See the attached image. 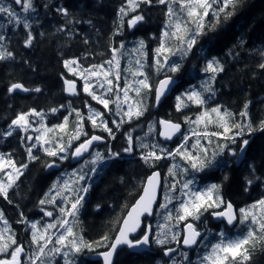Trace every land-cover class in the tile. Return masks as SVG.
I'll return each mask as SVG.
<instances>
[{"label": "trees", "instance_id": "trees-1", "mask_svg": "<svg viewBox=\"0 0 264 264\" xmlns=\"http://www.w3.org/2000/svg\"><path fill=\"white\" fill-rule=\"evenodd\" d=\"M0 3L11 6L22 21L27 19L31 24V28L26 30L22 24L10 23L6 14H0V34L5 36V39L0 42V50L6 49L13 54V58L0 61V102L7 96L8 88L12 83H24L29 89L39 87L41 91L37 97L38 105H36V108L44 113L43 118L47 120L49 126H54L55 124L52 122L53 117L47 113L52 108L61 109L69 106V104L71 108H74L66 97L64 79L67 77L74 80L77 79L78 75H70L64 67V60L77 59L84 68H91L94 64L107 65L104 62L112 58V49L120 50L121 44L124 45L123 48L131 49L140 40H143L148 45L151 65H153L152 50L154 51L160 45L162 33L165 30V23L168 19L165 15L166 6L158 5L155 2L152 6L140 5L139 13L145 14L146 21L141 29L137 28L135 30H132V27L127 25V20L134 15L129 13L128 16L122 18L119 14V9L125 5L126 0H35L37 12L34 14L24 13L21 6L10 3L8 0H0ZM45 4L48 5L47 8L44 7ZM57 7L67 8L69 16L65 17L60 14L56 11ZM121 19L124 21L122 28L120 27ZM211 23H213V17L210 12L209 17L205 19V24ZM28 31L32 32L34 40L30 47H25L24 41ZM205 32L207 34L199 38L192 52L186 58H179L181 57L180 53L170 56L171 63L176 62L181 65L179 71L173 73L165 72L164 69H161L157 73L161 74V76L171 75L181 79V84L175 90L173 96L168 97L160 108L154 111L150 110L154 106L153 100L147 102L148 114H144L134 121L132 119L131 122L124 124L121 130L117 131V128L114 129L117 133L115 134V139L110 137L108 139L109 148L112 152L119 153L120 156H139L153 150L152 145H159L155 149L159 153V148L164 146L163 143H160L159 138L151 145L148 141H143L142 144L148 145L147 148L133 144L131 153L124 151L128 146V135H131L132 131L138 127H146V123L152 120L153 115L157 119H170L188 126V123L185 122V117L193 120L202 112L217 106H220L222 110L237 114L243 110V105L247 103L253 126L257 127L260 121L264 120V69L259 67L261 63H264V0H241V4L230 19L225 21L221 17V23L217 25L215 30L209 31L206 28ZM169 43L175 46L176 41L170 40ZM129 59L132 58L123 56L121 66L126 65ZM145 59H147V55ZM212 59L218 60L223 67V71L219 72L215 81L212 82L215 95L203 92L204 105L197 106L192 102L191 107L187 110L182 108L177 111L174 100L176 94L180 93L181 95L185 91H189L193 86L200 88L202 82L211 75L210 73H205L203 69L206 62ZM163 72L166 74H163ZM159 76L157 81L161 77ZM79 79L82 80L80 77ZM185 85H188V88L184 87ZM32 92L35 93V91ZM151 92L153 95L154 90ZM85 97L91 98L88 94ZM9 98L11 101L8 104L4 102L3 107L0 108L7 109L4 112H0V121L11 123L17 114L28 112L34 108L30 106L33 105L31 104L33 97L23 98L18 96ZM52 101L57 102L52 104ZM91 104H95L92 98ZM61 105L64 107H61ZM81 113L83 114L82 111ZM60 117H62V114ZM60 117L58 116L57 119ZM236 118L240 119L238 116ZM104 119L110 120L107 115H105ZM75 120L76 116L74 115L73 121L68 125L69 131L75 128ZM60 121L61 118L58 122L60 123ZM108 124H111L110 121ZM89 127L93 134L100 133L99 130L93 128L91 123H89ZM195 130L222 131L215 125H208L207 129H205V126H202V128L196 127ZM58 132L59 130L56 133ZM253 133L247 138L250 143L245 163L239 168L236 167L231 170L229 181L225 186L226 196L240 209L249 208L260 197L264 196V193L260 191L264 186V131H254ZM67 139L68 136L65 135L64 142H67ZM196 139L193 137L187 144L188 149L194 155H198L200 152L198 149L191 147ZM209 139L212 141L211 144H209ZM202 140L205 141L202 145H205L208 150L226 143L223 139L217 137H202L200 141ZM236 143L237 148L240 145V139ZM166 150L172 151L170 147H166ZM106 155L108 156V153ZM173 164L178 166L174 170L175 176L169 175V172L167 175L165 168L169 169ZM161 165L164 167L163 174L167 175V179L172 177L174 180L173 184L178 186V188L186 180L196 178V171H198L193 170L190 163L182 160L178 155L167 159V161L164 160V162L154 161L152 166L146 164L141 158L108 161L105 164L106 171L104 176L96 183V188L88 200V209L80 219V226L83 228V232L76 236L83 237L87 242L101 241L102 237L107 236L108 240H104L102 243L110 245L118 233L123 218L142 194L145 181L155 170L162 169ZM243 171L247 172V174L249 172L250 174L252 173L250 177L257 183H253L255 186L252 185L251 190L253 191L246 190L244 187L243 177L245 173ZM262 175L263 178H261ZM215 177L218 176L215 175ZM218 179L219 177L215 180ZM47 180L40 167H37L31 175L30 183L24 190V199L21 201L24 209H26L24 206L25 200L29 196L39 195ZM168 187L166 186L165 195L169 190ZM240 192L241 194H239ZM250 192L251 194L249 195ZM234 193H238L240 196L237 197L238 194H236L235 197ZM241 195H244V197ZM245 197L247 198L244 199ZM61 199L60 197V201ZM75 199L76 196L71 201ZM176 202L175 200L171 209V211H174V215L177 209ZM96 210L99 211L95 213ZM166 211L164 210V212ZM167 212H170V210ZM159 218L158 224L166 223L167 225V242L163 245H155L152 242V251L141 254H136L128 248H123L120 250L115 264H162L165 261L163 250L177 245L171 239L172 234L176 232L173 228L174 220L172 216L168 219H161V216ZM14 228L18 229V226ZM20 228L24 230L20 233H29L28 228H24L23 225ZM57 228L53 229L52 233ZM27 239L28 250L35 249V246L31 244V238L27 237ZM49 247H52V245ZM93 247L99 252L109 249L96 246L95 244ZM69 250L64 249V251ZM86 250L81 253H72L70 251L67 259L72 261L73 264H102L98 261L84 260L86 258L84 256ZM254 253H257L255 255L257 256L255 257L256 260L261 259L264 256V243H258ZM52 256L51 264H65V258L61 254ZM1 257H4L3 254H0V259H2ZM249 264H254V262L251 261Z\"/></svg>", "mask_w": 264, "mask_h": 264}, {"label": "snow or ice", "instance_id": "snow-or-ice-1", "mask_svg": "<svg viewBox=\"0 0 264 264\" xmlns=\"http://www.w3.org/2000/svg\"><path fill=\"white\" fill-rule=\"evenodd\" d=\"M158 5L166 6L165 15L168 18L165 23V30L162 33V38L160 45L155 49L154 55V64L153 67L159 73L163 68H166L167 71L177 72L179 71L181 65L179 63L173 62L169 64L170 56H174L177 53L181 54L182 58H186L191 52L193 47L197 44L199 38L203 35H206L205 29L213 31L216 29L217 25L221 23V17L223 20L227 21L230 19L241 4V0H126L124 6L119 9V14L121 17L128 16L129 13H137L141 4L152 6L153 3ZM16 5L22 7L24 13H36L37 6L35 0H14ZM177 6V7H174ZM215 6V7H214ZM44 7H48L47 4ZM56 11L62 14L65 17L69 16L67 8L57 7ZM213 17V23L206 25L205 19L209 17V14ZM0 14H6L9 22H15L17 25L22 24L23 28L28 30L31 28V24L27 19L21 20L15 10L11 6L4 5L0 3ZM144 21V16L142 14H136L127 20V25L129 27L136 26L139 22ZM124 25L123 19H121L120 27ZM119 34V33H117ZM5 39V36L0 34V42ZM34 36L31 31H28L27 37L24 41L25 47H30L33 43ZM170 40H175V46L168 43ZM87 43V41H85ZM123 44L120 45L122 49ZM145 48V43L143 40L138 42V48L135 51L139 52L141 56L145 55L142 51ZM119 49H112V58L105 61L104 63L108 65V68L104 67V64L92 65L91 68H84L80 71L81 65L77 59H66L63 64L64 67L72 75H78L82 78L85 83L83 90L92 100L96 101L98 104L102 105L105 110L111 112L110 105L115 103L116 105V115L120 116L121 119L119 122L113 120L112 123L116 125V128L119 129L120 126L125 122H130L133 118H139L144 115V112L147 111L146 105L143 103L142 90L147 89L152 91V86L149 82L147 73L143 70L144 63L141 60L137 59L135 64L136 68L133 70L131 67L127 71L133 77L132 81L125 79L123 87L120 86L119 81L121 80L120 75V61L117 57V52ZM13 58V54L6 49L0 50V61L5 59ZM261 69H264V63L259 65ZM115 70V73L113 72ZM205 73H210L211 77L209 81H206L202 87L204 92L211 95H215V90L212 86V82L215 81L216 75L219 72L223 71L222 65L218 60L212 59L206 62V65L203 69ZM114 79L110 78L113 77ZM101 77L103 79H101ZM137 77H142L136 79ZM95 78L99 82L100 88H107L103 94H98L94 89L95 84L90 81ZM115 81V83H114ZM174 83L171 77L166 76L163 80H160L155 88V100L157 104L159 103L161 97L168 90L169 85ZM65 91L70 95H76V83L72 80L64 79ZM16 90L28 92L35 91L40 92L39 87L34 89H28L21 83H12L8 92L11 94ZM133 91L136 94V97H141L131 103V97L129 92ZM123 93V97L119 93ZM110 93L115 94V100L109 97ZM187 100L192 101L197 106H202L205 104V100L202 98V93L198 91H190L186 94ZM127 104V108H123L122 105ZM187 105L184 102V99L181 96H177V111H180L183 107ZM61 107H64L61 105ZM89 107V112L87 115V121H89L93 128H101L104 132L108 133V136L112 139H115V133L113 128L109 127L108 121L103 117V114L99 111H95ZM249 105L246 103L242 111L238 114L230 112L228 110H222L220 106L212 107L210 110L202 112L196 117L193 121L189 117H185L186 123H194L197 126L200 124L205 125L207 129L208 125L214 124L222 131H213L209 132L196 131L192 130V135L196 136L197 139L195 143L191 146L193 149H198L200 152L205 153V156L194 155L187 147L189 136L185 135L183 137V142L174 150L167 151L163 147L159 148V154L155 151L159 145H152L151 151L144 153L141 156V159L144 160L146 164L152 166L154 161H160L168 157L180 156L182 160H185L190 163V166L193 170H203L206 160V154L208 148L201 144L199 137L209 138V137H222L225 141H231L236 143L237 139H240L239 152L241 156L245 153L250 141L244 139L243 137L251 135L254 131H264V120L260 121L257 127L253 126L251 121L250 114L248 112ZM69 108L71 105L69 104ZM52 113L58 111L57 108H52L50 110ZM75 113V128L70 130L68 129L69 119L66 116L63 123L56 125L54 128H48L45 124L40 123L39 128H33V121L30 120V117H39L43 118L44 113L38 112L35 109H31L28 112H21L11 121L8 126V130L0 136L7 138L13 135L14 130H19L25 135L21 136V140L26 141L25 152L27 154V159L29 162L39 159V157L33 154V149L39 145L46 155L50 157H56L58 159H67L68 149L72 148V142L80 140L81 136L88 137L79 143L72 152L73 158L82 157L85 153L89 152L90 148L93 145V142L101 141L103 137L97 135L88 136V133L84 131L85 117L77 109H71L72 113ZM239 116L238 120L236 117ZM127 118V121L125 120ZM163 131L160 132V135L166 140H171L173 136L180 132L181 125L178 123H173L171 121L161 120L159 121ZM39 132V135L35 137L31 135H26L29 129ZM152 126H149L151 131ZM42 130V131H41ZM56 130H59L60 133H64L68 136L67 143L64 142V136H50L49 133H52ZM128 146L124 149L125 152L131 153L133 151V141L132 137L129 134L127 137ZM35 141V142H33ZM212 141L209 139V144ZM141 147L147 148L148 145H141ZM227 147V144L219 145L218 150L212 152V159L214 160L217 155L222 154L224 148ZM230 154L235 156L236 150L229 149ZM120 154L114 153L109 148L107 159L114 160ZM105 157L102 153L96 152L93 158L88 161L91 165L95 166L98 163H103ZM55 164L48 163L47 167H54ZM28 163L17 164L9 153L7 156L0 154V173H4L6 169H11V171L6 172V182L0 181V196L5 200H9L8 193L20 177L23 175V170L27 169ZM178 166L173 164L169 168V175L175 176V169ZM92 173L97 171L96 167L90 169ZM77 176L76 180L73 183L78 184L80 181L86 179L87 173H81ZM159 172H153L151 176L148 177L147 183L144 186L143 193L140 195L139 199L127 212V215L123 218L122 224L119 227L118 234L115 236L114 240L110 245H105L102 243L104 240H108L107 236L102 237L101 241L97 242H87L83 237H77L74 233L73 227L69 225V220L66 218L57 219L54 223L47 224L43 230L38 228L36 223H31V244L35 246V250L30 254L27 260V264H51V254H61L65 258V264H73L72 261H69L67 257L69 256L68 251L64 249H70L72 253H81L84 249L88 251L94 250V244L96 246H102L109 248L108 251L101 253L103 256L104 264H113V255L117 251V248L121 245H126L128 249L136 250L141 248H146L150 245V228L145 230L143 234L136 238L130 239V234H134L138 229H141V217L145 213L148 215L152 214V206L156 200L157 188L159 187ZM193 183L192 180H186L181 187V196H186L187 199H184L180 202L179 207L176 209L177 215L175 217L177 223L187 221L189 217L193 220H199L200 216L203 215L209 208H223L221 211L213 212L212 215L216 218L226 221L227 225L231 226L234 222L239 219V223L244 225H249L246 233L243 236H237L236 238H227L226 234L222 231L219 233V241L210 246V251L203 255L201 259V264H248L252 260L253 253L257 247L258 243H264V198L260 199L249 208H244L239 210V217L234 212L233 205L231 202H226L223 196L220 194V185L212 184L205 191L191 190L190 185ZM249 184L252 183L251 180L248 181ZM69 182H64L63 188L58 190L56 185L53 186L52 191L56 192V196L47 195L45 199H41L39 203L44 205L46 203L55 204L56 197L59 196L63 200L68 201V197H63L62 192L69 191L70 189ZM171 190H176V185H170ZM247 190V189H246ZM73 194H75L76 199L70 202V207H61L60 212L62 217H73V223H76L75 218L78 217L79 209L82 207V201L84 200V195L88 192V187L81 186L79 188H71ZM83 193V194H81ZM170 202V198H166ZM161 207H167V205H162ZM44 211V209H41ZM44 215L52 217L53 213L51 211H45ZM171 218V214L169 217ZM0 222L3 223L4 227L0 229V254L10 256V258L0 259V264H25V261L21 259L22 253H24L25 248L22 244H19L18 241L14 238V235H7L10 233L11 229L8 227V221L4 217L3 211H0ZM20 223H28L27 220L23 217L21 213ZM59 226L64 231L55 235L50 234L51 229H55ZM171 231V229H169ZM202 237V233L197 229V227L188 222L184 225L183 229V246L186 248H192L197 245L198 240ZM205 239L207 237H204ZM167 233L157 234L156 242L160 245H163L167 242ZM172 241L177 245L181 243L179 234L173 233L171 237ZM52 245V247H49ZM11 249V251H9ZM176 249L168 248L165 250L164 255L168 256L171 253L175 252ZM184 259L187 260L188 254L182 253Z\"/></svg>", "mask_w": 264, "mask_h": 264}, {"label": "flooded vegetation", "instance_id": "flooded-vegetation-1", "mask_svg": "<svg viewBox=\"0 0 264 264\" xmlns=\"http://www.w3.org/2000/svg\"><path fill=\"white\" fill-rule=\"evenodd\" d=\"M65 79H68L67 77ZM78 82V81H77ZM79 83V82H78ZM23 84L26 88L27 85ZM29 89V88H28ZM77 90L81 92V97L82 99H85V93L82 89V86L78 85ZM39 92H35L33 93L32 91H28V93L24 94L22 92H13V93H9L7 92V96L3 98V101L0 102V108L3 107L4 102L5 103H9L11 101V99L9 97H13L16 98L18 96L23 97V98H28V97H33V102L30 105L31 107H34L33 109H35L36 111V105H38L37 103V97H38ZM72 96V95H71ZM71 96H67L69 103H72L74 108H68L69 106H66V108H62V109H68L69 113L71 112V109H75L76 108H82V106H76L75 105V98L71 97ZM166 100V99H165ZM164 100V101H165ZM152 101V100H151ZM163 101V102H164ZM57 101H52V104H54ZM86 102V101H85ZM85 102L83 108L85 109ZM163 102H161L163 104ZM153 103H154V99H153ZM161 103L157 104V102L154 104V106H152V108L150 109L151 111L154 110H158L160 108V106L162 105ZM99 111L105 112V109L103 108L102 105H97ZM19 109V107H17ZM21 108V107H20ZM7 109H0V112H4ZM20 110V109H19ZM41 112V111H38ZM64 112V111H62ZM147 114L149 111H146ZM238 114V113H237ZM75 113L73 112L71 114V118H70V122L73 121ZM52 116V115H51ZM53 117V116H52ZM153 117V116H152ZM239 118V116H238ZM33 118H31L32 120ZM10 125V123L7 124H3L0 123V134L6 132L8 130V126ZM33 128H38V124L36 121H33ZM25 135V133L20 132L18 129L13 131V135L7 138H3L2 136H0V154H4L5 156H7L9 153L11 154V158L19 165L21 163H28V167L27 169L23 170V175L20 177V179L17 181V183L11 188L9 189V193H8V197L9 200H11V203H9L8 200H5L2 196H0V211H3L4 213V217L5 219H7L8 221V225L11 227H15L18 226L17 229V239H19V241H21V244L24 246L26 245L27 242V237L31 238V231H29V233L26 232V234H22L20 233L21 231H24L23 229L21 230V226L25 225V224H29L31 225V223H36L37 225L43 226L45 227L47 224L49 223H54V221L57 218L58 212H57V207H58V196L56 197V201L55 204L53 203H46L44 205H41L39 203V201L41 199H45V197L47 195H51V196H56V192L52 191L53 186L56 185V188L59 189V175L62 172H65L66 169H74L75 166H77L76 163H74L73 161V156L72 153L69 154L67 161L58 159L56 157H50L48 155L45 154V152L43 151V149L37 145L36 148L33 149V154L37 157H39V159H36L35 161L29 162L27 159V154L25 152V145L27 144L26 141L21 140V136ZM26 135H31L33 137H35L36 135H39V132L33 131L31 128L28 130V132L26 133ZM249 135H245L243 138L247 139ZM159 137H160V130H159ZM35 142V141H33ZM240 146V145H239ZM99 148V147H98ZM95 148V150L93 151V153L98 149ZM226 150L228 151V149H224L223 151L226 152ZM74 151V150H73ZM228 154V153H227ZM229 155V154H228ZM203 157V156H202ZM238 159V155L237 157L231 155V156H227V155H222L219 157H215V159H212V155L209 157V154L206 155V160H205V167L203 168V170L199 171V180L198 182L200 184H202V186L204 184H206L205 186H207L208 184L211 186L212 184H217L220 185V194L223 196L224 200L226 202H231L234 204V202L226 196V191H225V186L227 184V182L229 181V175L231 173V170L234 168H239L241 165H238L237 162ZM87 160H84V163ZM55 164L54 167H47L48 163H53ZM37 167H40V169L42 170L43 174L47 177V183L45 185V187L41 190V193L39 195H35L33 196H29L28 199L25 200L24 202V206L26 209H24L21 205V201L24 199L23 195L25 194L24 190L26 189V186L30 183L31 181V175L34 172V170L37 169ZM164 168V167H162ZM167 170V168H165ZM9 169H6L4 173H1V175H5L6 171ZM73 170H71L70 172H72ZM243 173H245L243 171ZM219 179L215 180L218 177ZM250 173L247 174V172L245 173L244 177H243V182L245 183V188L247 190H249V183L248 181L251 179L250 177ZM198 185V183H197ZM199 187V185H198ZM235 205V204H234ZM236 206V205H235ZM236 208L238 210H240V208H238L236 206ZM41 209H44V211H41ZM212 210V208H211ZM223 210V208H219L217 209V211H221ZM45 211H51L53 213L52 217H48L46 215H44ZM21 213H23V217L27 220L28 223H20L18 221L21 220ZM154 217L151 218V220L153 221ZM150 220V222H151ZM240 224V223H239ZM197 227V224H194ZM238 227V226H237ZM230 229L226 223V221L224 220H219L218 218L214 217L212 215V213H210L206 218L204 217L201 222L200 225L197 227V229L202 233V237L199 239L196 247L193 250H188V251H183L182 253H187L188 254V258L187 260L184 259V256L181 254L182 256V263L183 264H201V259L203 257V255H205L208 251H210V246L212 245V238L215 235H218V233L220 232H224L227 237H234L235 238V234L234 231L237 229ZM31 228V226H30ZM204 237H207L206 239ZM181 247H183V243L181 244ZM183 249V248H182ZM35 249L32 248V252ZM25 254L22 253V257L21 259L23 261H27L26 258L28 259V256H23ZM257 253H253V257H252V262H254V264H264V256H262L261 259L256 260L255 256ZM249 261V262H251ZM248 262V264H249Z\"/></svg>", "mask_w": 264, "mask_h": 264}, {"label": "rangeland", "instance_id": "rangeland-1", "mask_svg": "<svg viewBox=\"0 0 264 264\" xmlns=\"http://www.w3.org/2000/svg\"><path fill=\"white\" fill-rule=\"evenodd\" d=\"M131 14H134V15H136V14H142L143 16H144V14L143 13H139V9H138V12L137 13H131ZM146 20L144 19V21H142V22H139L138 23V27L137 28H139V29H141V27H142V25L144 24V22H145ZM137 28H134V29H137ZM168 43H169V41H168ZM136 48H138V44L135 46V47H133V48H131V49H129V50H127V51H118L117 52V57H118V59H119V61H120V75H121V80H120V86L121 87H123V85H124V82H125V79H127V80H129V81H132L133 80V77L131 76V74L127 71V69L128 68H132L133 70H135V68H136V64H135V62H136V60L137 59H139V60H141V62L142 63H144V71L147 73V75H148V78H149V82H150V84H151V86H152V88H153V86L155 85V82H156V79L158 78V75H156L155 73H154V76L151 74V73H149L146 69H147V63L145 62L146 60H145V57H146V51H145V49H143L142 51L145 53V55H143V56H141L140 55V53L139 52H137V51H135V49ZM125 48H122L121 50H124ZM156 49V48H155ZM155 49H154V54L153 55H155ZM123 56H128L129 58H132V59H129V60H127V63H126V65H124L123 67L121 66V61H123L122 60V57ZM180 58H182V57H180ZM173 63V62H172ZM171 63V61H169V64H172ZM105 68H108V65H106V66H104ZM81 69V68H80ZM80 69H78V71H80ZM164 69V71L165 72H170V71H167V69L166 68H163ZM113 72L115 73V70H113ZM124 74V75H123ZM70 75H71V73H70ZM79 77V76H78ZM210 77H211V75L210 76H208L207 78L208 79H205V81L204 82H202V84H201V87L200 88H198V87H195V86H193V87H191L190 89H189V91H185L183 94H176V96H175V103H176V105H177V96H181L183 99H184V102H185V104L187 105L186 107H183V108H187V107H190L191 105H192V101H188L187 100V97H186V93L187 92H190V91H198V92H201L202 94H203V92H204V89H203V87H202V85L206 82V81H209L210 80ZM110 78H113L114 79V75H113V77H110ZM140 78H142V77H137L136 79H140ZM101 79H103L102 77H101ZM83 81V82H82ZM74 82H76V84L77 85H79V83L77 82V81H74ZM91 83H93V84H95L96 85V87H95V91L98 93V94H103L104 92H105V90H106V88H107V85H105V88H100L99 87V82L95 79V78H93V80H91L90 81ZM84 83H85V81L82 79L81 80V82H80V85L82 86V89H83V86H84ZM114 83H115V81H114ZM76 91H77V94L76 95H72L71 97H74L75 99L76 98H79V97H81V92L80 91H78L77 89H76ZM84 91V90H83ZM144 92H146L147 94H148V96H150V94H149V91L147 90V89H144V90H142V98H143V103H144V105H146V103H145V97H144V95H143V93ZM119 95L121 96V98L123 97V93L121 92V93H119ZM129 96L131 97V100L129 101V103H131V102H133V101H135V100H137V99H141V97H136V94H135V92H133V91H130L129 92ZM109 97L111 98V99H113V100H115V94L114 93H110L109 94ZM122 107L123 108H127V104H123L122 105ZM86 108H87V106H86ZM110 109H111V112H109L108 110H106V113H110V123H112V121L113 120H115V121H117V122H119L120 121V119H121V117L120 116H118V115H116V105H115V103H113V104H111L110 105ZM87 110H88V112H89V109L87 108ZM96 111V110H95ZM48 114H50V115H52L53 116V118L54 119H57V117L59 116H61V114H62V117H60L61 118V121H60V123L59 124H61V123H63V121H64V118L67 116L68 118H71V115H69V111L68 112H62V108L61 109H58V111L57 112H55V113H52L51 111L49 112H47ZM88 115V114H87ZM31 118H33L32 120H31ZM59 118V119H60ZM59 119H57V120H59ZM134 119V118H133ZM196 119V117L193 119V121ZM30 120L31 121H36L37 122V124H38V128L40 127V123H43V124H45L48 128H54L56 125H58V124H54V126H49L48 125V123H47V120L45 119V118H39V117H30ZM125 120L127 121V118H125ZM131 122V121H130ZM126 123H128V122H125V123H123L120 127H122L124 124H126ZM113 124V123H112ZM152 126V128H151V131L149 130V126ZM147 128H146V131H147V133L149 134V135H152V133H153V135L154 134H157V129H158V124H157V122H152L151 124H150ZM200 125H203V126H205L204 124H200ZM199 125V126H200ZM210 125H214V124H210ZM113 126L114 127H116V125L115 124H113ZM196 127H198L196 124H194V123H188V126H187V136H191L192 135V130L193 129H195ZM98 129H101V128H99V127H97ZM111 128H113V127H111ZM102 130V129H101ZM42 131V130H41ZM84 131L85 132H87L86 131V129L84 128ZM56 132H57V130L56 131H54V132H52V133H49V135L50 136H61V135H63V136H65V134L64 133H57L56 134ZM106 133V132H105ZM133 133L134 132H132V135H133ZM40 134V133H39ZM56 134V135H55ZM108 134V133H107ZM83 138H85V136H81V138H80V140L81 139H83ZM80 140H78V141H73L72 142V145H74L75 143H77V142H80ZM183 142V141H182ZM225 144H227V147L226 148H228V151L226 150V152H222V154H220V155H217V157H219V156H222V155H227V156H231V154H230V151H229V149H235L236 150V155H235V157H237V155H239V148H236V144L237 143H232L230 140L228 141V142H226ZM205 146V145H204ZM226 148H224V149H226ZM70 149V152H73V148L71 149V148H69ZM69 149H68V151H69ZM214 150H218V147H216V148H214L213 150H212V152L214 151ZM229 155H228V154ZM71 154V153H70ZM207 155V154H206ZM94 156V155H93ZM200 156H205V153H202V152H200ZM93 158V157H92ZM243 163H245V161L243 162ZM7 171H11V169H9V170H7ZM6 171V172H7ZM81 171L83 172V173H87V171H86V169H85V167H84V164H82V169H81ZM81 171L80 172H78V174L77 175H79L80 173H81ZM198 171H200V170H198ZM1 174V173H0ZM88 174V173H87ZM95 175V173H93L91 176H90V178H89V176L87 175L86 176V179L84 180V181H80L78 184H76V183H73V181H75L76 180V178H77V176H74L73 178H72V182L71 183H69L70 184V189H69V191H66V192H64L63 193V197H68L69 199H68V201H65V200H63V199H61V201H60V199H59V201H58V207H57V212H58V217H57V219H60V218H63L62 217V214H61V212H60V208L61 207H69V205H70V202H71V200H73V198L75 197V194H73V192L71 191V188H79V187H81V186H85V187H88V192H87V194H83V193H81V194H83L84 195V200L82 201V207H80V209H79V214H78V217L77 218H75L76 220H77V222L76 223H73V220H74V218L73 217H64V218H66V219H68L69 220V225L70 226H72L73 227V230H74V233L76 234V235H78V234H80V233H82L83 232V228L80 226V219L84 216V214H85V212L87 211V209H88V200L90 199V197L92 196V194H93V190L96 188V182H97V178H95V177H93ZM251 175H252V173H251ZM188 180H193V178L192 179H188ZM0 181H5L6 182V173H5V175H1L0 176ZM252 182H253V180H251ZM184 183V182H183ZM182 183V184H183ZM254 183H256L255 182V180H254ZM182 184L179 186V188H178V186H176V190L175 191H173V190H171V188H170V186L168 187V191H167V193H166V195H165V192L166 191H164V193H163V196H162V200H161V203H160V205H159V207H158V210H157V212H156V216H155V218L153 219V221H152V224H153V226H154V238H153V243L155 244V245H158V243L156 242V240H157V234H163V233H167L168 234V229H167V225H166V223H160V224H158V220L160 219L159 217L161 216V219H163V218H167L168 219V217H169V214H171V216H172V219L174 220V224H173V228H174V231L176 232V233H178L179 234V232H182V230H183V227H184V225H185V222L186 221H184V222H179V223H177V221H176V219H175V217H176V215H177V212L175 213V215H174V211H171V209H172V204L174 203V201L176 200L177 202H176V206H177V208L179 207V204H180V202L182 201V200H184V199H187V197L186 196H181V187H182ZM252 185H253V183H251V184H249V190H251V188H252ZM210 185H208L207 187H209ZM63 187H59V189L58 190H61ZM190 189L191 190H199V187H198V185L194 182L191 186H190ZM207 189V188H206ZM263 189H264V186H263ZM263 189H259L262 193H264V190ZM263 190V191H262ZM166 198H170V202H169V200L168 199H166ZM262 198H264V196H262V197H260L257 201H259L260 199H262ZM256 201V202H257ZM255 202V203H256ZM167 205V207L165 208V207H161L162 205ZM164 210H167V211H169L170 210V212H164ZM217 211V208H212V210H211V208H209L206 212H204L203 213V215H201L200 216V219L199 220H193V219H191V221H197L198 223H200L201 222V220L203 219V217H207L210 213H213V212H216ZM172 212V213H171ZM95 213H97V212H95ZM187 223V222H186ZM158 224V225H157ZM157 225V226H156ZM156 226V227H155ZM4 227V225H3V223L2 222H0V229H2ZM8 227L10 228V226L8 225ZM58 227V226H57ZM166 227V228H165ZM198 227V226H197ZM245 227H246V229H244L243 230V233L245 234L246 233V231H247V229H248V227H249V225H246L245 224ZM43 228L44 227H42V230H43ZM11 229V228H10ZM30 231H32V229H30ZM50 231V234H52V231H53V229H51V230H49ZM64 230L62 229V228H59L58 229V231L54 234V238H55V235H57V234H59V233H61V232H63ZM8 234H10V233H6V235H8ZM11 235H13V234H11ZM228 238V237H227ZM21 242V241H20ZM216 242H218V241H216ZM216 242H214V243H216ZM19 243V242H18ZM213 243V244H214ZM20 244V243H19ZM175 247H173V249H174ZM10 251H11V249H10ZM71 250H69L68 252H70ZM92 252L93 251H85V253H84V256L87 258H89L90 256H91V254H92ZM52 255H54V254H51V253H49V256L51 257V259H52ZM4 257H1L2 259L3 258H10V256H7V255H3ZM181 257L182 258V256L181 255H177V254H173L171 257H173L170 261H168V264H182V259L181 258H179V259H177V257ZM27 257V256H26ZM176 258V259H175ZM54 259V258H53ZM26 260H28L27 258H26ZM164 264V263H163Z\"/></svg>", "mask_w": 264, "mask_h": 264}, {"label": "water", "instance_id": "water-1", "mask_svg": "<svg viewBox=\"0 0 264 264\" xmlns=\"http://www.w3.org/2000/svg\"><path fill=\"white\" fill-rule=\"evenodd\" d=\"M10 1H11V2H14V0H10ZM169 77H171V76H169ZM171 78H172V80L174 81V83H172V84L169 85L168 90H167V91L165 92V94L161 97L159 103L163 102L167 97L171 96V95L173 94L174 90L176 89V87H177L178 84H179V81H178L175 77H171ZM163 79H164V78H162L161 80H163ZM16 91L22 92V93H24V94L28 93V92H24V91H20V90H16ZM159 103H158V104H159ZM171 122H173V121H171ZM173 123H176V122H173ZM178 124L181 125V130H180V132L176 133V134L173 136V138H172L171 140H166V139H164V137L161 136V138H162L163 141H165V142H169V143H172L175 139L179 138V137L183 134V132H184V126H183L181 123H178ZM161 131H163L162 127H161ZM104 141H105V139L103 138L101 141L93 142V145H92V147L90 148L89 152L85 153L82 157L75 158L76 161H79V160L83 159L85 156H87V155L90 153V151L92 150V148H93L95 145H97V144H99V143H101V142H104ZM247 149H248V147H247ZM247 149H246L245 153L243 154V156H241V154L239 155L238 165H240V164L245 160V158H246V154H247ZM155 172H159V173H160V177H159V187L157 188V193H156V200H155V203H154L153 206H152V214H151V215H148L147 213H145L144 216L141 217V221H142L141 229H138L137 232L134 233V234H130V237H129L130 239H132V237H135V236H137V235L139 234V232H140V231L143 229V227H144V220L147 219V218H152V217L154 216L155 211H156V208H157L158 204L160 203V200H161V192H162V188H163V175H162V172H161V171H155ZM151 175H152V174H151ZM151 175H150V176H151ZM146 183H147V180H146ZM146 183H145V185H146ZM232 205H233V204H232ZM233 209H234L235 214L237 215V209H236V207H235L234 205H233ZM237 217H238V215H237ZM218 219H219V218H218ZM219 220H221V219H219ZM236 222H237V221H236ZM236 222H234L233 225H235ZM233 225H231V226H233ZM149 228H150V241H151V238H152V228H151V227H149ZM149 228H148V229H149ZM125 246H126V245H121V246H119V247L117 248V251H116V252L114 253V255H113V264H115V261H116V259H117V256H118L119 251H120L122 248H124ZM195 246H196V245H195ZM183 247H184V246H183ZM193 247H194V246H193ZM193 247H192V248H193ZM184 248H186V247H184ZM186 249H190V248H186ZM131 250H132V249H131ZM150 250H151V242H150V245H149L148 247H146V248L136 249V250H132V251L135 252V253H142V252H147V251H150ZM176 251H177V249H176ZM176 251H175V252H176ZM175 252L171 253V254L168 255L167 257H171L173 254H175ZM93 259H94V260H102V262H103V264H104L103 256H102L101 254H98V255L94 256Z\"/></svg>", "mask_w": 264, "mask_h": 264}, {"label": "bare ground", "instance_id": "bare-ground-1", "mask_svg": "<svg viewBox=\"0 0 264 264\" xmlns=\"http://www.w3.org/2000/svg\"><path fill=\"white\" fill-rule=\"evenodd\" d=\"M156 37V36H155ZM159 38V37H158ZM156 40H158V39H156ZM154 43V42H153ZM260 78V77H259ZM241 104V103H240ZM236 105H237V103H236ZM239 106V105H238ZM244 106V105H243ZM243 108V107H242ZM253 134H255V133H253ZM260 177V176H259ZM258 178V177H257ZM261 178H263V175H262V177ZM250 180H252V179H250ZM258 180H260V179H258ZM258 180H257V182H258ZM262 182V181H261ZM264 182V181H263ZM252 183H254V180H253V182ZM257 184V183H256ZM259 184H261V183H259ZM264 184V183H263ZM245 185V184H244ZM254 186V185H253ZM263 186V185H262ZM243 187V186H242ZM255 187V186H254ZM259 187H260V185H259ZM258 187V188H259ZM236 188V187H235ZM234 188V189H235ZM241 188V187H240ZM252 189V188H251ZM254 189V188H253ZM257 189V188H256ZM262 189H263V187H262ZM242 190V189H241ZM264 190V189H263ZM262 190V191H263ZM234 191V190H233ZM240 191V190H239ZM251 191H253V190H251ZM254 191H256V190H254ZM143 192V191H142ZM237 192H238V190H237ZM260 192V191H259ZM233 193V192H232ZM257 193V192H256ZM235 194V193H234ZM236 194H238V193H236ZM236 194H235V197H236ZM239 194H241V192L239 193ZM238 194V196L237 197H239L240 195ZM243 194V193H242ZM251 194V192L249 193V195ZM252 194H255V193H252ZM233 195V194H232ZM244 195H245V192H244ZM244 195H241L242 197H244ZM258 195H259V193H258ZM234 196V195H233ZM246 196V195H245ZM251 196H254V195H251ZM256 196V195H255ZM241 198V197H240ZM240 198H238L239 200H240ZM247 197H245L244 199H246ZM242 200H243V198H242ZM241 201V200H240ZM244 201V200H243ZM243 203H245V202H243ZM118 257V256H117Z\"/></svg>", "mask_w": 264, "mask_h": 264}]
</instances>
